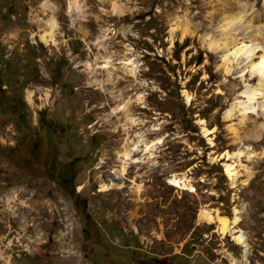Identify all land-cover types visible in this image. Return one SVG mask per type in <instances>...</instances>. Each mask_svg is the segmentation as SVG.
<instances>
[{
	"label": "rangeland",
	"instance_id": "rangeland-1",
	"mask_svg": "<svg viewBox=\"0 0 264 264\" xmlns=\"http://www.w3.org/2000/svg\"><path fill=\"white\" fill-rule=\"evenodd\" d=\"M70 1L0 0V264H264V136L247 142L258 153L242 156L253 173L242 169L236 186L223 157L240 148L232 128L262 120L243 117L257 78L225 41L264 40V0H77L73 14ZM51 18L56 44L41 40ZM129 98L130 138L145 130L165 142L119 178L130 142L113 109ZM182 172L196 192L167 184ZM110 181L125 187L102 190ZM243 205L248 260L200 219Z\"/></svg>",
	"mask_w": 264,
	"mask_h": 264
},
{
	"label": "bare ground",
	"instance_id": "bare-ground-1",
	"mask_svg": "<svg viewBox=\"0 0 264 264\" xmlns=\"http://www.w3.org/2000/svg\"><path fill=\"white\" fill-rule=\"evenodd\" d=\"M44 5L50 7V4H48L47 1L44 3ZM75 7H78V1L71 0L69 5L70 13L73 14L75 12L76 9ZM113 9L115 11H119L120 13L124 12V9L118 8L115 3L113 4ZM243 11L244 10L241 9L235 14L231 15L232 18L237 19V21L230 20L227 23L228 27H234L233 23H238V24L240 23V21L244 17ZM228 18L229 16L225 19ZM48 26H49L48 29L41 34V40L46 44H50V43L56 44L57 43L56 20L54 18H51L48 22ZM252 26L253 25L251 23H247L244 24L243 27L248 29ZM259 28H264V25H260ZM185 31L187 32L188 28H186ZM255 39L257 38H251V40L247 43L244 41L242 42L232 41V43L225 41V50H227L228 52L229 50H232V54H234L236 57L237 56L239 58L243 57L242 60H248L247 67H245L241 71H244L246 68H250L253 73V76L257 78L256 84L248 85L246 90L244 91V93L247 96V101L245 100L239 101L240 106L241 104H244L242 107V110L244 111L243 117L245 119L248 113H252V114H257L258 117L262 118V120L258 122V125L256 124V126H253L252 128H248V130L246 129L244 131H239L237 129L232 128V130H234L235 137L237 138V143L240 144V148L236 152L231 153L228 151L225 154H223V157L226 159V161L224 162L225 170L229 177V180L231 181L232 186H236L239 177L242 175L241 174L242 169H245L249 174L253 173V171L251 172V170L246 169L245 166L241 162H239L240 160H242L243 155H246L247 159L249 160H253L254 157L257 156L258 152L257 151L255 152L253 146L247 142H249L250 140L259 141L264 136V51L258 56L255 55L260 46H263L264 48V40L258 41ZM217 42H219V40L212 39L209 43V46H213L214 44H217ZM230 44H232L231 47ZM226 71L230 72L231 68L226 66ZM92 83H97L103 86L102 82L99 80H94ZM31 94L32 93H30V97ZM141 100H143V96L139 95L136 98V101L140 102ZM133 107H134V101L131 98H129L125 100L123 104L120 103L117 107L113 109V113L117 111H121V112L124 111L125 122H122L120 126L127 132V134H129L127 140L128 142H130V147L124 151L122 150L123 152H121L122 154L120 157L123 160L121 171L114 172V174H116V176H118L119 178L126 176V173L128 172V167L132 165V163H142V162L154 160L158 156L157 153L159 152V147L163 145V143L165 142V138H161V137H158L155 140H149L146 137L147 133L145 130H141L137 132L133 138H130V129L132 128L133 125L139 123L138 118H136L133 115L132 112ZM236 107L237 106L233 104L231 105L230 108H228L225 111L226 119H229L233 116ZM201 123L205 135L208 136L214 134L215 129L208 128L205 120H202ZM157 129L158 127L152 128V130H157ZM137 151L142 152L143 155L133 159L134 158L133 156H135ZM237 156L240 157L237 159ZM167 184L179 190H189L190 192L193 191L196 192L197 190L193 184V177L190 175L189 172L170 174ZM124 187H125L124 183H116L113 181H110L109 183L103 182L101 185V188L104 191L111 189H123ZM134 189L137 193H142L145 190V187L142 184L138 183V185L134 186ZM238 207L237 206L234 207V216L232 218H228L227 216H222L221 214H219L218 211H210L209 209H203L200 214V219H202V221L206 220L209 223H217L219 232L223 236L230 233L233 236V240L243 248L244 255L242 254L243 255L242 258L246 260L251 251V248L248 241L249 239H247L246 231L240 226V222L243 221L244 205L242 206V208H238ZM231 260L232 263L233 261L234 262L239 261L238 258H236L233 255H231Z\"/></svg>",
	"mask_w": 264,
	"mask_h": 264
}]
</instances>
